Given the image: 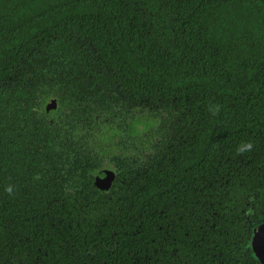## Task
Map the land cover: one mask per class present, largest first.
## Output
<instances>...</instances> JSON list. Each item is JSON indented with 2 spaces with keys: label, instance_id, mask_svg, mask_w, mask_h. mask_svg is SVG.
I'll return each instance as SVG.
<instances>
[{
  "label": "trees",
  "instance_id": "trees-1",
  "mask_svg": "<svg viewBox=\"0 0 264 264\" xmlns=\"http://www.w3.org/2000/svg\"><path fill=\"white\" fill-rule=\"evenodd\" d=\"M70 69L77 77L91 72L98 87L115 94L179 96L204 151L188 170L199 188L195 206L158 219L138 197L129 225L103 206L97 228L73 229L71 251L98 253L99 264H209L212 253L250 259L233 254L264 211V177L260 184L257 177L264 173V0H0V264H65L63 255L53 256L68 246L51 222L37 228L12 209L15 160L31 146L40 153L43 143L41 120L25 112L22 122L17 106ZM242 141L253 147L238 154ZM177 213L186 216L180 221ZM171 220L177 223L167 232ZM184 223L197 240L186 251L196 256H129L182 251L179 244L164 251L158 241L183 236Z\"/></svg>",
  "mask_w": 264,
  "mask_h": 264
},
{
  "label": "flooded vegetation",
  "instance_id": "flooded-vegetation-1",
  "mask_svg": "<svg viewBox=\"0 0 264 264\" xmlns=\"http://www.w3.org/2000/svg\"><path fill=\"white\" fill-rule=\"evenodd\" d=\"M72 72L70 69L60 72L61 76L48 77L47 83L38 86L31 103L17 106L22 122L25 112L41 120L43 143L40 153H35L33 146L26 153L19 145L24 155H19L14 163L16 206L12 210L23 219H31L37 228L51 222L68 246V252L53 253L56 261L61 258L57 257L59 254L65 264L79 261L84 264L87 258L92 264H99L98 253L71 251V241H76L73 229L97 228L100 225L97 210L107 205L117 223L125 219L129 225L134 220L132 207L138 197L148 202V208L158 213V219L167 210H187V203L195 206L199 188L194 177H188V170L197 165V154L204 151L202 145L193 141L197 125L193 124L194 116L187 103L182 106L179 96L171 93V97L164 98L148 90L115 94L98 87L97 76L91 72L84 77ZM257 177L260 184L264 173H258ZM176 216L181 221L186 214ZM163 218L167 219V215ZM258 219L251 223L250 234L252 227L264 222V211L260 210ZM168 222L165 230L173 231L170 225L177 221ZM182 227L183 236H166L164 244L161 239L158 241L164 251L172 244H179L175 249L182 251L154 255L135 252L129 256L143 259L176 256L179 260L196 256V252L186 250H194L196 245L191 244L197 240L188 236L187 223ZM249 237L240 240L242 243L236 249L241 253L233 255L241 257L249 253L250 259L234 262L228 255L212 253L208 254L209 264H261L246 247ZM112 239L116 245L117 240ZM96 243L101 244L98 239Z\"/></svg>",
  "mask_w": 264,
  "mask_h": 264
},
{
  "label": "water",
  "instance_id": "water-1",
  "mask_svg": "<svg viewBox=\"0 0 264 264\" xmlns=\"http://www.w3.org/2000/svg\"><path fill=\"white\" fill-rule=\"evenodd\" d=\"M246 247L252 250L253 257L264 264V222L252 227Z\"/></svg>",
  "mask_w": 264,
  "mask_h": 264
},
{
  "label": "clouds",
  "instance_id": "clouds-1",
  "mask_svg": "<svg viewBox=\"0 0 264 264\" xmlns=\"http://www.w3.org/2000/svg\"><path fill=\"white\" fill-rule=\"evenodd\" d=\"M253 147V144L251 141H242L239 145H237L236 147V152L238 154H242L244 153L245 151H249L251 150ZM6 191H11V188H7Z\"/></svg>",
  "mask_w": 264,
  "mask_h": 264
}]
</instances>
